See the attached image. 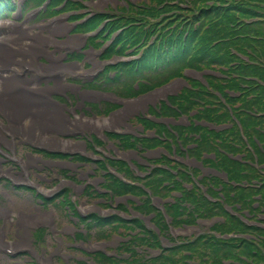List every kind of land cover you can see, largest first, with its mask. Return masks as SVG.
I'll return each instance as SVG.
<instances>
[{"label": "trees", "instance_id": "trees-1", "mask_svg": "<svg viewBox=\"0 0 264 264\" xmlns=\"http://www.w3.org/2000/svg\"><path fill=\"white\" fill-rule=\"evenodd\" d=\"M165 1L156 0L155 6L145 8L143 14L160 17L162 14L176 10L177 12L170 17H177L180 26L184 21H188V24L184 26L185 31L180 33L176 43L172 44L170 41L169 46L174 49L173 52L170 55L164 54L157 63L153 62L152 67H158L159 70L152 71L150 74L152 76L146 77L150 84H142L141 89L144 91L165 83L181 75L184 68L203 70L218 67L221 70V68L229 67V64L233 62L240 61L239 66H233L227 73L230 79L217 80L214 76L208 77L210 88L195 84L205 90L201 92L187 90L173 97L171 101L179 105L187 114L197 110L196 119L218 125L232 121L227 108V104H231L245 136L258 157V163L264 165V0H191L192 8L187 9L181 5L184 0H178L180 4L174 3L177 0H167L165 7L159 9ZM99 20L100 18L92 19L87 25L81 26L79 31L86 32L94 29ZM132 29L127 31L119 42L126 40L132 45L140 43L142 34L135 35L131 32ZM187 30H189L188 35L185 36ZM225 40L228 41L224 42ZM217 41L222 42L214 45ZM241 56L248 57L249 61ZM126 89L129 93H136L132 90L131 84ZM229 90L242 94L234 99L230 97ZM216 92L221 93L227 103H224ZM195 98L204 102L202 107L198 101L194 100ZM245 110L261 113V115H249ZM165 113L171 116L178 115L167 106ZM179 131L185 143L197 145L195 150L191 151L192 156L200 157L204 153H214L217 160L212 167L229 173L232 180L251 179V181L264 182V176L254 166L233 161L220 152V149H225L237 154L243 150L250 154L251 161L255 162L253 152L246 150L244 137L236 123L232 129L221 132L209 131L201 126L193 125L190 131L201 134L199 139H185L184 135L188 131L184 128ZM170 180H175L171 173L159 170L147 183L155 193L167 196L169 190L163 186L165 181ZM113 188L117 194L134 190L132 187L117 184ZM224 194L231 204L239 203L243 209L251 206V214L264 213V183L260 189L249 190L225 186ZM185 198L197 206V213L202 216L219 215L226 218V223L216 227L218 232H251V235L258 236L260 240L249 242L241 239L238 244L236 239L226 241L217 240L215 237H205L190 246L173 249L167 256L153 260V264H181V262L186 264L184 263L186 257L183 256L185 252L193 255H202L207 252L214 263H221L222 259H226L248 264L243 261V258L254 259L257 264L264 263V229L258 227L249 229L239 219L231 217L224 207L213 206L207 199L199 197L196 191L187 192ZM256 204L259 206L256 207ZM170 211L176 216L180 215L177 206ZM178 256L182 257L178 260Z\"/></svg>", "mask_w": 264, "mask_h": 264}, {"label": "bare ground", "instance_id": "bare-ground-1", "mask_svg": "<svg viewBox=\"0 0 264 264\" xmlns=\"http://www.w3.org/2000/svg\"><path fill=\"white\" fill-rule=\"evenodd\" d=\"M1 26L8 29L9 34L0 38V112L10 121L11 126L15 131L17 130L18 125H21L22 128L27 126L31 135L27 136L26 131H24V134L22 135L19 132L14 133L9 131V129L4 128L2 123H0V145L3 144L9 148H14V142H10L6 139V135L11 134L12 136L21 135L28 141L43 146V141L48 138V135L51 132L66 127L67 124L65 118H59L57 105H51L49 101H47V97L36 98L32 96L29 90L32 89L33 91L37 90L42 92V90H38L39 88L35 85L39 83V79H53L57 85V87H55L56 89H72L64 83V80H66L71 74L80 75L85 74V72L82 71V68L79 65H64L62 63L63 56L57 57L55 52H50L49 47L46 45L48 43L49 45L57 44L58 42L54 38L55 35H64L69 32L68 26L63 24V22L50 28L52 32L51 36L44 35L43 32L31 33L27 22L23 24L5 22L1 24ZM13 33H16V35ZM74 39L75 38H70L69 42L73 43L72 41ZM75 42L74 45L78 47L84 42V38H81L80 40L75 39ZM29 51L36 52L38 57L49 56L53 62L54 70L50 74H46L49 73V70L37 60L35 66L41 73L38 75L37 73H34L33 79H29L26 76L24 83L23 80L17 78L15 73L22 71L21 66L18 69L17 65L27 63L25 53ZM92 61L98 65V62L95 59H92ZM31 63L33 62L31 61ZM2 68L5 69L2 70ZM51 69L52 68L50 67V70ZM58 71H60V73L56 74ZM53 73H55V75L51 78L50 76ZM47 91H51V89L48 88ZM41 95H46V92H42ZM90 95L97 98L101 96L98 94L85 93L84 97H91ZM159 96L160 95L157 97ZM93 123L95 130L100 133L109 126L108 122L103 119H94ZM66 145H71V142L65 143V146ZM18 160H20L22 164L24 163L22 159ZM38 162L39 159L30 157L29 161L26 162L24 175H28V167L33 166ZM1 163L2 160L0 159V169ZM8 174L10 175V173ZM14 214L15 212L11 208H2L0 206V216L13 219ZM27 214L29 213L24 212L19 215L22 224L32 217L27 216ZM41 221V217H36L34 220H30L27 222L28 229ZM25 233L27 238L31 240V234H28L29 230L26 229ZM5 237L4 231L0 229V246L11 245L7 239L5 240ZM19 245L23 244L18 243L11 247L17 248Z\"/></svg>", "mask_w": 264, "mask_h": 264}, {"label": "rangeland", "instance_id": "rangeland-1", "mask_svg": "<svg viewBox=\"0 0 264 264\" xmlns=\"http://www.w3.org/2000/svg\"><path fill=\"white\" fill-rule=\"evenodd\" d=\"M41 0H30L29 2H27V10H30L32 9L34 6H36ZM142 0H129V2H132L134 4H137L139 2H141ZM10 2V1H8ZM91 4H87L89 5L87 7L86 10L83 11V13H98V12H104V9H107V8H117V6L119 5L118 2L116 1H110L108 2L109 4V7L106 6V3H100L101 5H97V3L95 2H90ZM16 6L19 7V4H17ZM10 7V4L8 6H6L5 4H3L2 6H0V11L3 12L2 14V17H1V14H0V38L6 34H9V30L6 29V28H3L1 26V24H3L5 21H8L7 19H5V15L9 14L10 17H14V19L12 21H15V22H24L26 21L27 19H29L31 17V19L28 21V27L30 29V32L31 33H37V32H43L47 35H52V32L51 30H47V29H42L40 28V25L44 24V23H48V20L47 19H42L40 18L39 15H31V12L30 11H26V9L23 11V14L19 13L17 10H15L14 12V15H13V10L12 8H9ZM13 15V16H11ZM70 14H64L62 15V17H66L65 18V21H63V24H68V28L70 29V31L68 33H65L64 35H56L55 37L57 39L61 38L63 41H67L69 40V38H72V37H82L80 36L79 34H73L74 30H75V26L76 25H71L69 24L70 23ZM9 17V16H7ZM10 21V20H9ZM67 26V25H66ZM16 35V33H13ZM89 38V36H87L85 38V43L87 41V39ZM52 46H50L51 48ZM85 47V44L83 45V48ZM53 49V48H52ZM82 48H77L76 47V50H81ZM56 50V49H55ZM59 51V50H58ZM93 51V50H88L86 52V58L83 62L79 63L78 61H81L80 58H78V60H76L77 62H69L67 64H80L81 66H83L85 63H91L93 65L92 68L90 69H85L86 71H94L96 70L97 68L99 69H102L104 66L100 65L99 67H96L95 64L91 61V57L89 55V53ZM33 53V52H32ZM58 54V56H61L63 55L64 56V63H66V61H68V58L66 57L67 54L65 51L63 50H60L59 52H56ZM66 55H64V54ZM100 53V52H98ZM34 54V53H33ZM43 58H46V57H42L41 59ZM48 59V58H46ZM96 60H99L98 57H96ZM43 62H46V60L44 59ZM77 63V64H76ZM48 64L51 65L52 64V61H50L48 59ZM149 67H146V68H143L141 71H138L137 69H135V72L132 71L130 76L131 77H134V78H137L140 76V73H142L144 70L148 69ZM128 69L127 67H124V71L126 72ZM78 79V78H76ZM75 79V80H76ZM74 78L73 77H68V79H66L64 81V83L67 85H73L74 87L75 86H78L79 84H76V83H69V82H77V81H73ZM123 81L122 80L121 82L119 80H111L110 78H107V83H106V89H111L113 92L115 93H118L121 91L122 87H124V84H123ZM78 83H80V81H78ZM50 84H53L54 85V82L53 80H50V81H43L42 84L40 85L39 84V87H47L49 86ZM56 84V83H55ZM84 85L85 83L82 82V85H80L78 87L77 90H70V89H66L68 90L67 92H73V93H69V94H62V95H55L54 97L56 98V100L60 103H63V104H67L71 107L73 106H76L78 104V101L77 99L79 100V108L80 109H83L84 108V105H83V102H87V101H95L97 100V102H100V99H91V98H87L85 99L84 98V95L83 93L87 92L84 88ZM91 87V86H90ZM107 96H109L107 94ZM78 97V98H77ZM109 100H113V101H118L117 98H104L102 99L101 101L104 102V101H109ZM116 106H112L111 109H114ZM92 109V110H91ZM85 111L91 115V114H102L101 111H99L97 109V106L92 104V103H88V106L86 107ZM1 120H5V118L1 117ZM5 124V123H4ZM8 124V123H7ZM6 125V124H5ZM28 141H23L21 140V138H17V141H16V152H14L12 149L2 145L1 146V149H0V158H2V163H1V166H2V170L3 171H8V170H11L12 174H20V173H23L24 172V169H23V166L20 162H18L17 159H14L15 158V155L19 156V157H22L26 160H29L28 158H30V156H36V157H39L41 159V161L39 162V164L35 165V166H32L30 168V173H31V177H32V180L37 183L41 182V183H45L46 182L48 183V185H53V182L54 181H58V177L61 176V173H62V169L66 168L64 166H61V164H63V162H59V161H47L45 160L46 158L44 157L43 154H39L35 151L34 149L35 148H38L36 147L33 143L28 144L27 143ZM34 148V149H33ZM43 155V156H42ZM51 164H48L50 163ZM64 167V168H63ZM49 172L52 173L53 176H50L49 175ZM0 174H2V171L0 170ZM13 185H12V184ZM25 183L23 184H19V185H14V180L11 176H7V177H0V206L2 208H11L15 214L13 215V219L11 218H6V217H3V216H0V223H1V220L2 219H5L6 220V229H5V232L6 234L9 236V238L13 241L17 238L18 234H19V228H18V220H19V215L21 213H30V212H39V211H46V212H53L54 213V216H55V219H56V224L53 226V230H56L58 228H61V226L63 224H69L68 221L66 220H63L65 219L64 218V213H63V208L59 205H55L54 203H51V202H48V203H45L44 206H41L43 204H40L37 202V197L36 195H38V193L35 195V192L33 189H39L38 187L37 188H33L31 190L33 191H30L28 189H24L23 187ZM14 186H16L17 188H15ZM33 187H36L35 185ZM72 201H76L77 204L79 202H83L84 201V197H81V196H76L74 194L70 195ZM39 198V197H38ZM69 198V197H68ZM64 226V225H63ZM207 229H209V226H207ZM51 233H49L47 231L45 237H44V234L43 232H39L36 234V239L37 240H42L40 243L37 242L35 240L34 243H36L35 245L39 248H41L42 251L46 252L47 254H52L57 251V245L54 244V242L52 241L51 239ZM15 237V238H14ZM115 247H117V244L116 245H113ZM61 246H59L60 248ZM73 252V251H72ZM74 253H77V252H74ZM79 254V253H77ZM33 262L28 259V258H25L23 256H17L16 259L14 258H7L5 256H1L0 255V264H32Z\"/></svg>", "mask_w": 264, "mask_h": 264}]
</instances>
